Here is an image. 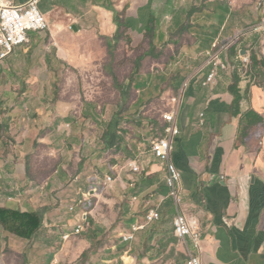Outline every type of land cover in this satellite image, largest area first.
Listing matches in <instances>:
<instances>
[{"label":"crops","instance_id":"obj_1","mask_svg":"<svg viewBox=\"0 0 264 264\" xmlns=\"http://www.w3.org/2000/svg\"><path fill=\"white\" fill-rule=\"evenodd\" d=\"M38 8L50 30L31 33L29 43L0 62L7 82L0 87V209L36 213L47 206L45 190L57 187L63 194L79 192L80 201L93 181L112 175L108 192L118 194L114 205L132 224L124 236L143 228L126 243H135L136 264H189L193 257L202 264H264V0H39ZM242 33L224 59L240 66L238 56L248 57L247 75L219 70L215 83L203 86L213 70L207 53L214 43ZM45 35L54 41V57L22 52ZM97 43L101 56L78 54L81 46ZM81 56L103 60L99 74L111 79L112 95L79 105L67 95L80 87L64 82L52 100L39 81L51 74L37 69L38 62H52L61 80L63 65L82 62ZM128 61L134 63L130 72ZM186 86L173 162L182 173L184 209L199 221L200 249L191 237L176 238L178 208L167 163L145 155L147 141L157 136L154 124L164 131L158 110L171 106ZM70 109L80 112L69 115ZM45 145L60 159L62 150L74 147L77 161L42 183L32 162L36 151L45 155ZM138 159L141 174L128 168ZM152 209L161 219L149 225ZM46 232L51 230L44 222L36 239ZM24 243L0 229L1 251ZM114 256L104 264L124 259Z\"/></svg>","mask_w":264,"mask_h":264},{"label":"rangeland","instance_id":"obj_2","mask_svg":"<svg viewBox=\"0 0 264 264\" xmlns=\"http://www.w3.org/2000/svg\"><path fill=\"white\" fill-rule=\"evenodd\" d=\"M69 30L71 31L70 27ZM26 47L27 48L23 49L22 52H32L37 55V57H41L45 53L50 54L51 57H54L57 54L54 41H52L48 35L43 36L41 39L38 37L35 38L34 46ZM92 53L101 56V43L95 45H83L78 50V54H82L83 56H86L87 54L91 55ZM81 58L82 62L63 65L62 69L65 73L61 80L59 77H56L55 79L54 74L52 73L54 72L52 62H38L39 68L37 69H40L41 71L45 70L46 73L50 72L49 74H51V77L42 76L39 81L40 86L47 89V94L52 91L51 94L49 93L52 100H58L57 95L59 84L63 85L64 82L69 84V88L71 87V83L80 87V90L79 88L77 89L73 87L70 90L71 92L67 95L68 98L77 97L76 100L79 105H81V102H85L88 98L98 99L96 101H99L103 100L106 96L112 95L109 91L111 79H107L102 74H99L102 73L99 72V70H102L100 67L103 66V60L100 59L96 62L93 60H86L85 57L82 56ZM124 65H127V70L130 72L134 63L128 61L127 63H124ZM10 80H13V78ZM129 80L130 82L131 80L133 81L134 77L131 76ZM60 81H62V83H60ZM5 84H7L6 74L4 71L2 73L0 71V87ZM73 89H77V92L75 93V90L73 91ZM116 97L118 98L117 92ZM46 104H48V100ZM36 107V105L33 106L34 109H36ZM170 110V106L159 109V116L163 117V114ZM76 111L78 112L79 110L70 109L68 113L69 115H73ZM64 113L66 114V112ZM49 114L55 115V111L50 110ZM77 135L79 136L80 134ZM62 144L64 145V142ZM48 146L51 145H45V155H43V152L39 153L36 151L37 159L32 162L35 167L40 168V173H42L40 180L42 183L46 182L51 173L55 170L62 167L67 168L68 170L74 169L75 161H77L75 158H72V153L75 154L76 152L74 147H71L70 150H62L60 153L62 158L60 159L58 156L54 157L50 154L51 151L48 150ZM38 153L41 155L40 158ZM108 191L109 190H105L101 196L97 195L98 197L96 196L90 203L86 204L83 209L81 208L80 212L85 211L86 214H88L90 226L81 237H73L71 240L66 241L63 238L72 233V229L75 228L74 221L78 215V213L73 214L69 212L68 208L72 207L73 202H79V198H81L78 195L79 192L72 193L69 190H67V192L65 190V193L63 194V189H59V187L52 191L49 190V192L48 190H45L46 196L43 198L45 199L47 206L43 210H46L48 219L45 217L44 222L48 223L51 232L43 233L39 240L35 238L29 243L20 245V247H17L18 250H16L17 248L15 250L3 248L2 251L0 250V264H104L103 261L116 257L114 256L115 254H122V257L124 258L121 262L115 264H136V254L134 255L131 252V250L134 252L135 243L126 244L123 239L124 234L127 233V231H130L129 226L127 225L132 224L121 219L122 217H120V215L122 214V211L118 206L115 207L114 205L118 200V194H109ZM89 193V191H85V194L89 195ZM128 202L129 201H127V204H129ZM2 252L4 254H2Z\"/></svg>","mask_w":264,"mask_h":264},{"label":"built area","instance_id":"obj_3","mask_svg":"<svg viewBox=\"0 0 264 264\" xmlns=\"http://www.w3.org/2000/svg\"><path fill=\"white\" fill-rule=\"evenodd\" d=\"M231 2V0H221ZM39 0H27L23 4H17L15 0H0V62L5 60L17 47L23 46L30 42L31 33H45L50 30L46 16L38 8ZM261 31H264V20L260 24ZM243 33L230 39L226 42L217 41L213 48L207 53L208 63L213 70L208 76L203 86H209L215 83L218 71L225 72L236 71L243 76L247 75L250 65V59L246 56L239 55L241 65L235 62H229L224 59L232 47H234L243 37ZM187 86L182 89L180 94L172 99L171 110L163 114L164 131L154 124L153 131L157 133L155 138L149 139L147 142L150 147L145 155L150 154L157 160H163L168 166L167 184L171 190L170 196L174 199L178 214L175 219V236L180 241H184L187 237H191L200 249L201 229L199 221L195 218H190L186 213L183 205V185L182 173L173 162V153L175 150V140L180 134L178 126V113L180 105L183 102L186 94ZM203 120L200 122L202 124ZM141 159L128 162V168L135 174H141L143 169L140 166ZM224 178V177H221ZM116 180L114 176H106L104 180L96 179L93 181L91 192L85 194L79 202H73L72 207H69V212L77 214V225L72 233L64 236L66 241L73 237H81L89 228L88 214L80 212L86 204L90 203L97 195L100 196L105 190L111 188ZM97 196V197H98ZM161 219V214L158 209H152L148 215L147 223L149 225ZM227 224H229L227 222ZM143 228H134L133 233L124 236V243H132L136 240V233H139ZM189 264H202L199 258L193 257Z\"/></svg>","mask_w":264,"mask_h":264},{"label":"trees","instance_id":"obj_4","mask_svg":"<svg viewBox=\"0 0 264 264\" xmlns=\"http://www.w3.org/2000/svg\"><path fill=\"white\" fill-rule=\"evenodd\" d=\"M45 215L46 210L43 209L32 214L0 209V229L13 238L30 242L43 228Z\"/></svg>","mask_w":264,"mask_h":264},{"label":"bare ground","instance_id":"obj_5","mask_svg":"<svg viewBox=\"0 0 264 264\" xmlns=\"http://www.w3.org/2000/svg\"><path fill=\"white\" fill-rule=\"evenodd\" d=\"M60 53H61L62 55H64L65 51H64L63 48H61Z\"/></svg>","mask_w":264,"mask_h":264},{"label":"water","instance_id":"obj_6","mask_svg":"<svg viewBox=\"0 0 264 264\" xmlns=\"http://www.w3.org/2000/svg\"><path fill=\"white\" fill-rule=\"evenodd\" d=\"M74 30L78 32V28L77 27H74Z\"/></svg>","mask_w":264,"mask_h":264}]
</instances>
